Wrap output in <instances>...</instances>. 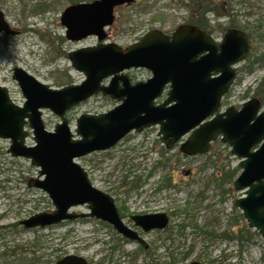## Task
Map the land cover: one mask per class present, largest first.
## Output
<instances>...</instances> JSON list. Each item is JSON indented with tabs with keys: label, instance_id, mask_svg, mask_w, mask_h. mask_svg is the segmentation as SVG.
I'll list each match as a JSON object with an SVG mask.
<instances>
[{
	"label": "rangeland",
	"instance_id": "374dc122",
	"mask_svg": "<svg viewBox=\"0 0 264 264\" xmlns=\"http://www.w3.org/2000/svg\"><path fill=\"white\" fill-rule=\"evenodd\" d=\"M215 1L217 12L207 14L209 24L220 22L225 27L227 16L218 14L227 8L229 0ZM230 2L234 4L232 13L241 24L264 22V0ZM70 4L69 0H0V10L8 23L22 28V33L0 32V86L7 87L14 102H23L11 77L16 66L53 88L83 79V74L70 65L68 52L98 41L95 36L81 40L65 37L60 15ZM189 18V0H134L115 9L114 22L106 28L105 42L126 47L153 28L170 35ZM32 25L34 30H28ZM263 31L264 28L259 32ZM221 32L214 30L213 34L219 38ZM263 54L264 39L254 37L246 59L236 66L237 75L222 98L220 110L228 106L238 108L256 96L261 89L258 83L264 76V58L260 60ZM251 65L253 70L249 72L247 68ZM128 74L132 82L151 76L146 69L130 70ZM116 104L108 97L94 95L74 106L66 114L71 130L74 131L79 115L105 112ZM261 110L264 111V105ZM42 120L45 128L52 130L59 118L45 109ZM157 132L158 126L129 132L114 147L76 158V162L96 188L111 195L116 205L125 209L124 216L157 210L170 214L174 252L182 254L191 248L189 256L176 264L193 260L202 264H264V239L248 226L240 209L233 207L235 199L243 194L233 187L240 170L231 181L220 182L221 170L227 171L238 163V159L227 155L229 146L218 138L205 155L183 156L179 144L161 154L163 145ZM25 142L33 144L31 132ZM9 143L8 139L0 138V264H54L65 254L81 255L94 264L146 263L143 255L133 253L134 243H122L114 252L113 262H108L109 248L119 246V239L114 237L113 229L94 217L66 220L45 228L17 225L36 212L53 210V205L43 191L27 186V180L36 176L37 168L28 159L10 155ZM166 176L169 185H162ZM137 177H140L138 186L130 188ZM70 210L88 211L86 205ZM245 233H250L251 238L239 241L238 235ZM226 234L231 238L226 239ZM153 237L154 232L146 236L149 240Z\"/></svg>",
	"mask_w": 264,
	"mask_h": 264
},
{
	"label": "water",
	"instance_id": "95a60500",
	"mask_svg": "<svg viewBox=\"0 0 264 264\" xmlns=\"http://www.w3.org/2000/svg\"><path fill=\"white\" fill-rule=\"evenodd\" d=\"M133 1L92 0L70 4L62 11L60 21L66 38L96 35L100 41L68 52L72 67L84 76L79 83L53 88L16 66L12 79L25 98L22 105L10 98L7 87L0 86V138L9 139L7 151L12 156L29 159L38 168L28 186L46 193L54 206L52 211L21 219L20 224L28 229L43 228L95 217L111 224L125 238L144 243L120 218L114 198L96 188L75 160L114 147L133 130L158 126L165 148L179 143V150L187 156L206 153L218 136L230 146L241 169L233 186L236 191L244 190L235 206L248 226L264 238V111H260L256 97L239 109L228 106L219 110L236 75L233 66L246 56V32L229 28L218 42L198 26L180 24L171 35L151 29L125 48L101 42L106 37L105 28L113 22L114 8ZM0 32L18 33L10 28L2 10ZM141 68L152 76L132 83L127 71ZM97 94L119 103L105 112L81 114L72 132L67 111ZM43 109L59 118L51 131L42 121ZM26 126L31 130L32 145L25 143L29 136ZM78 205H86L88 211H69ZM131 219L145 231L164 228L169 221L163 212L136 214ZM54 264L88 263L81 255L67 254Z\"/></svg>",
	"mask_w": 264,
	"mask_h": 264
},
{
	"label": "flooded vegetation",
	"instance_id": "af4514ba",
	"mask_svg": "<svg viewBox=\"0 0 264 264\" xmlns=\"http://www.w3.org/2000/svg\"><path fill=\"white\" fill-rule=\"evenodd\" d=\"M116 8H114V18H115V9ZM40 9H42V8H40ZM209 20H211V19H209ZM183 23L189 24L188 20L183 22ZM217 23H220V22H216L214 24H210V26H216ZM10 27L12 29L16 30L18 33H22V28H17L16 26H12V25H10ZM229 28L239 29V28H236V27H228L227 29H229ZM240 30H242V29H240ZM225 31L221 32L222 34L220 35L219 38L217 36H215V34H212V35H213L214 38H216L218 40V42H220ZM243 31L246 32L245 30H243ZM246 34H247V37H248V49H247V52H246V57H247L248 53L250 52V50L252 48V40L253 39L251 38V36L247 32H246ZM236 73H237V68H236ZM116 207H117V210H118V214H119L120 218L123 220L124 224L127 225L128 227H130L131 229H133L134 231H136L137 234L140 237H142V239L144 240V243H140V242H137V241H132V240H129V239L125 238L120 233H118L112 227L111 224L106 223L107 226L110 229H113L112 230L113 231V235H114V237L116 236L119 239L117 241L120 243L119 246H117L116 244H114L113 246L112 245L110 246L109 252L107 253L108 262H110V261L113 262L114 252L116 250H118V247H120L122 245V243H134L135 251L133 253L135 255L137 254L138 256H139V254L143 255V258L147 260L145 264H176V262L178 260H180V259L181 260H185L189 256L191 248L189 250H186L182 254H181V252H176V253L174 252V245H173V242H171V240L173 241V239H172L173 238V236H172L173 235V229L169 225V221L167 222V225L164 228L152 229V230L145 231V230L142 229L141 226L135 225L134 221L131 219L132 215H136V214H132V215H128L127 214V216H124L123 214L125 212V209L124 208L121 209L117 205H116ZM233 207L235 208L234 204H233ZM155 212H163V213H165L168 216V219H170V214L168 212H166V211H163V210H157V211H153V212H149V213H155ZM149 213H145L144 212V213H139V214H149ZM17 225H20V223L18 222ZM151 232H154V237L151 240H149V239L146 238V236L148 234H150ZM224 236H225L226 239L229 237L228 234H226ZM62 257H60V258H62ZM59 259H57V260H59ZM86 260H87L88 264H94V263H91L88 259H86ZM193 261H196V260H193ZM190 262L191 261H189L187 264H189Z\"/></svg>",
	"mask_w": 264,
	"mask_h": 264
},
{
	"label": "trees",
	"instance_id": "16d2710c",
	"mask_svg": "<svg viewBox=\"0 0 264 264\" xmlns=\"http://www.w3.org/2000/svg\"><path fill=\"white\" fill-rule=\"evenodd\" d=\"M71 3H77V2H81L84 0H69ZM252 1V0H251ZM216 1L215 0H189V9H190V18L188 23L190 24H194V25H198L200 28L207 30L209 33H214V30H221L222 32L225 31L228 27H236V28H240L245 30L253 39L254 37H258L259 40L264 39V31L263 32H259L264 28V22H258L256 25H252V24H241L239 22V20L235 17L236 15L233 12L234 9V4L230 2L227 4V8L223 9V11L220 14H223L222 16H227V22H226V26L224 27L223 24L221 23H217L216 26H210L209 24V19L206 16L207 14H209V12L212 11H216L217 9L215 8L216 5ZM260 9V8H258ZM264 58V54L262 55V57L260 58V60H262ZM252 65L251 67L247 68V71H252ZM72 83V82H70ZM69 84V83H68ZM261 88V89H260ZM258 89H260L259 91H256V97H258L262 103V105L264 104V76L261 78V80L258 83ZM167 152V149H164V147L161 148V154ZM180 153V152H179ZM181 154V153H180ZM227 155L230 156V151H227ZM185 156V155H183ZM239 167L235 166L234 168L231 169H227V171L225 169H222V177H220V182H225V181H231L234 176L236 175V173L238 172ZM150 173L152 171H149ZM140 177H137L136 179H133L131 182L132 184H130V188L133 187H137L138 186V180ZM140 180V179H139ZM169 178L168 176H166L165 178V182H163L162 185H169L168 184ZM130 182V181H129ZM130 182V183H131ZM161 187V185H160ZM182 229L184 228L183 225H181ZM257 233V231H255ZM251 234L249 233V235L247 233H245L244 235H238V239L239 241L246 239L249 240L251 237ZM229 239L231 238V236L228 237ZM188 254V253H187ZM60 255H58L57 258H59ZM186 257V256H185ZM30 262H34V259L30 260ZM101 264V263H99Z\"/></svg>",
	"mask_w": 264,
	"mask_h": 264
}]
</instances>
